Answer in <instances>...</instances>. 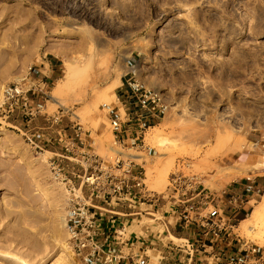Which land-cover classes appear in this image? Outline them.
I'll use <instances>...</instances> for the list:
<instances>
[{
    "label": "rangeland",
    "instance_id": "rangeland-1",
    "mask_svg": "<svg viewBox=\"0 0 264 264\" xmlns=\"http://www.w3.org/2000/svg\"><path fill=\"white\" fill-rule=\"evenodd\" d=\"M130 59L169 105L148 130L151 157L114 140L102 106L117 103ZM48 60L56 67L42 113L5 116L3 85ZM47 113H63L70 138L80 122L105 161L134 154L149 196L177 170L218 191L254 179L261 190L237 232L264 245L254 216L264 214V0H0V264H84L67 231L69 196L49 152H62V139ZM70 166L79 185L83 167ZM146 217L138 232L152 225Z\"/></svg>",
    "mask_w": 264,
    "mask_h": 264
},
{
    "label": "built area",
    "instance_id": "built-area-1",
    "mask_svg": "<svg viewBox=\"0 0 264 264\" xmlns=\"http://www.w3.org/2000/svg\"><path fill=\"white\" fill-rule=\"evenodd\" d=\"M134 63V59L128 60L129 70L122 78V87H127V93L117 96V103H103L102 106L114 140L123 148L151 157L155 148L146 142L148 130L163 118L169 105L157 89L136 77ZM37 68L31 65L23 79L3 85L2 108L5 116L14 114L17 109L31 116L42 113L45 107L43 97L47 100L50 96L43 89L47 81L38 76ZM36 95H40L38 101L34 100ZM128 97L129 102L126 100ZM62 118L63 113H47L51 127H58L57 133L62 139V152L50 153L55 175L65 181L69 196L66 220L69 238L84 264H118L122 254L116 247H108L109 237L99 242V219L91 199L94 196H113L122 200L141 197L142 201H146L149 197L144 193L147 187L146 170L132 157L133 154L113 161L98 157L90 150L84 126L76 121V138H70L61 124ZM36 147L43 150L41 145ZM72 162L83 167V173L77 175L79 185L67 174L73 173ZM235 185L229 194L207 186L199 175L182 170L172 173L165 197L174 206H179L182 224L196 234L193 237L171 238L169 252L158 255L147 252V237L143 235L136 241L141 251L131 257L133 264H171L168 260L175 251L187 255L186 262L181 264H190L201 252L216 264H264V245L246 241L237 232L242 221L238 218L239 209L247 207L250 197L261 189L254 179ZM227 206L232 210V216L226 214ZM157 213H149L153 223L162 220Z\"/></svg>",
    "mask_w": 264,
    "mask_h": 264
},
{
    "label": "crops",
    "instance_id": "crops-1",
    "mask_svg": "<svg viewBox=\"0 0 264 264\" xmlns=\"http://www.w3.org/2000/svg\"><path fill=\"white\" fill-rule=\"evenodd\" d=\"M55 67L56 64L50 60L43 61L42 66L37 68L38 76L48 82L50 77L55 74ZM127 91V87H121V90L116 95L119 96L120 94L127 93ZM126 100L129 102V97ZM235 186V184H232L222 190L230 194ZM166 192L167 190L153 197L148 195L149 197L146 201H142L141 197L140 199L138 197H131L130 200H128V197L124 200L113 196L92 197L91 203L96 207L94 210L99 219V242H103L105 237H109L108 247H116L122 254V259L118 264H133L131 257H134L135 254L141 251V247L137 245L136 241L143 235L147 237V252L152 255H158L160 252L165 254L169 252L171 238L193 237L196 234L182 224L179 206H174L173 203L167 201L165 197ZM162 204L163 206H161ZM225 209L226 214L232 216V210H229L228 206ZM151 212H158L157 216H161L162 220L153 223L151 217L150 219L146 217ZM241 215H246L245 206L239 209V219ZM143 217L149 219L152 225L145 228L143 232H138L136 229L142 230L144 222H147ZM186 260V254L175 251L174 254H171L168 262L171 264H181L182 262H186ZM216 263L207 254L201 252L190 264Z\"/></svg>",
    "mask_w": 264,
    "mask_h": 264
},
{
    "label": "bare ground",
    "instance_id": "bare-ground-1",
    "mask_svg": "<svg viewBox=\"0 0 264 264\" xmlns=\"http://www.w3.org/2000/svg\"><path fill=\"white\" fill-rule=\"evenodd\" d=\"M254 13V12H253ZM252 13V14H253ZM71 68H72V66H71V64H67V69L70 71L71 70ZM136 71V70H135ZM117 81H120L121 82V80L119 79V78H117ZM114 93V92H113ZM56 95V92H55V94L54 95H52L51 97H52V100L57 104V105H63L62 104V102L60 101V100H58L57 99V96H55ZM159 137V136H158ZM158 137H157V139H158ZM162 138V137H161ZM161 140V139H160ZM161 142V141H160ZM164 142V141H163ZM160 145H162L161 143H160ZM134 155V154H133ZM138 156V155H137ZM136 156V157H137ZM254 216H255V220H257V222L259 221V222H261L260 224H262V226L264 227V214L262 213V211L260 210V211H256L255 212V214H254ZM250 230H253V227H250ZM261 234H263L264 235V233L262 232Z\"/></svg>",
    "mask_w": 264,
    "mask_h": 264
},
{
    "label": "trees",
    "instance_id": "trees-1",
    "mask_svg": "<svg viewBox=\"0 0 264 264\" xmlns=\"http://www.w3.org/2000/svg\"><path fill=\"white\" fill-rule=\"evenodd\" d=\"M244 218H245L244 215H241V216H240V220H242V219H244Z\"/></svg>",
    "mask_w": 264,
    "mask_h": 264
}]
</instances>
